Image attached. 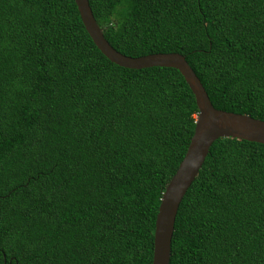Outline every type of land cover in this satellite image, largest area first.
<instances>
[{
	"label": "trees",
	"instance_id": "obj_1",
	"mask_svg": "<svg viewBox=\"0 0 264 264\" xmlns=\"http://www.w3.org/2000/svg\"><path fill=\"white\" fill-rule=\"evenodd\" d=\"M128 57L176 53L216 110L264 122V0H88ZM198 110L180 73L108 61L74 0H0V264H152ZM169 264H264V145L215 141Z\"/></svg>",
	"mask_w": 264,
	"mask_h": 264
},
{
	"label": "water",
	"instance_id": "obj_2",
	"mask_svg": "<svg viewBox=\"0 0 264 264\" xmlns=\"http://www.w3.org/2000/svg\"><path fill=\"white\" fill-rule=\"evenodd\" d=\"M82 25L95 47L111 63L131 70L171 68L177 70L192 92L198 115L185 156L166 186L155 220L152 264H169L171 240L177 211L197 177L212 144L220 138L264 145V122L247 115L216 110L185 57L176 53H157L137 58L116 51L104 38L88 0H74Z\"/></svg>",
	"mask_w": 264,
	"mask_h": 264
}]
</instances>
